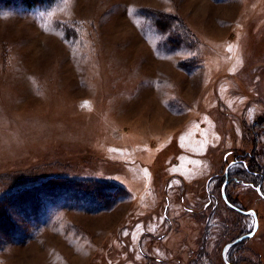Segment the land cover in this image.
<instances>
[{"label": "rangeland", "instance_id": "rangeland-1", "mask_svg": "<svg viewBox=\"0 0 264 264\" xmlns=\"http://www.w3.org/2000/svg\"><path fill=\"white\" fill-rule=\"evenodd\" d=\"M246 168L264 0L0 5V264H224L254 219L222 193L258 218L229 261L264 264Z\"/></svg>", "mask_w": 264, "mask_h": 264}, {"label": "flooded vegetation", "instance_id": "flooded-vegetation-1", "mask_svg": "<svg viewBox=\"0 0 264 264\" xmlns=\"http://www.w3.org/2000/svg\"><path fill=\"white\" fill-rule=\"evenodd\" d=\"M238 161H235L233 164H230L231 165V167L232 166H234V165H238V163H237ZM230 165H227L226 166V168L227 169H225V172L223 173V178H224V187H226V185H228L229 183H230V180L232 179L233 181H238L237 179H236V177L235 176H231L230 178H229V169L231 168L230 167ZM245 171L247 172V174H249V175H251L253 178L254 177H256V179H257V181H252V182H249V183H247V181L245 182L244 181V179H242V180H240L246 187H251V188H253L255 191H256V189L257 188H259L260 190H262L261 189V187H262V185H263V176L260 174V173H255L254 171H251V170H249L248 168H246L245 169ZM257 192V191H256ZM258 194H259V196L262 198V199H264V195H262L261 193V191L260 192H257ZM227 200V199H226ZM228 201V200H227ZM229 202V201H228ZM232 206H234L233 208L231 207V206H229V205H227L226 203V205L230 208V209H232L233 211H236L237 213H240L242 216H245V217H248V214H244L243 212H246V211H249V210H242V209H240V208H238L236 205H234L233 203H231V202H229ZM253 217V216H252ZM253 219H254V217H253ZM258 219V218H257ZM247 233H249V231L248 232H246V233H244V234H242V235H245V234H247ZM242 235H240V236H242ZM240 236H238V237H240ZM238 237H236V238H238ZM235 240V239H234ZM243 241H245V240H243ZM242 241V242H243ZM230 242H232V241H230ZM229 242V243H230ZM242 242H240V243H242ZM239 243V244H240ZM228 244V243H227ZM239 244H237V245H235V246H238ZM235 246H232V247H235ZM232 247H230V248H232ZM229 248V249H230ZM223 251V250H222ZM222 251H221V258H222V260H223V263L224 264H226L225 263V261H224V259H223V257H222ZM228 251V250H227ZM226 259V261L229 263V264H234V263H231L230 261H229V259H228V254H227V252H226V257H225Z\"/></svg>", "mask_w": 264, "mask_h": 264}, {"label": "water", "instance_id": "water-1", "mask_svg": "<svg viewBox=\"0 0 264 264\" xmlns=\"http://www.w3.org/2000/svg\"><path fill=\"white\" fill-rule=\"evenodd\" d=\"M226 169H227V168H226ZM223 186H224V185H223ZM222 197H223L224 202H225L227 205L231 206L232 208L234 207V206H232V205L226 200V198H225V196H224L223 193H222ZM243 213H244V214H248V213H254V214H255L253 217H254V222H255V233H256L257 228H258V219H257L256 213H255L254 211H252V210H249V211H246V212H243ZM255 233H254V234H255ZM253 236H254V235L249 236V233H247V234H245V235H242V236L236 238V239L233 240L232 242L226 244V245L224 246V248H223V251H222V257H223L225 263H226V264H229V263L225 260V259H226L225 257H226V252H227V250H228L230 247L239 244V243L242 242L243 240L250 239V238H252Z\"/></svg>", "mask_w": 264, "mask_h": 264}, {"label": "trees", "instance_id": "trees-1", "mask_svg": "<svg viewBox=\"0 0 264 264\" xmlns=\"http://www.w3.org/2000/svg\"><path fill=\"white\" fill-rule=\"evenodd\" d=\"M55 1L56 0H0V5H4L7 2L16 7L33 8L36 6H49Z\"/></svg>", "mask_w": 264, "mask_h": 264}, {"label": "snow or ice", "instance_id": "snow-or-ice-1", "mask_svg": "<svg viewBox=\"0 0 264 264\" xmlns=\"http://www.w3.org/2000/svg\"><path fill=\"white\" fill-rule=\"evenodd\" d=\"M230 167H231V165H230ZM256 191H257V192H260L261 190H260L259 188H257ZM261 194L264 195V193H261ZM254 215H255L254 213H248V216H249V217H252V216H254ZM254 233H255V222H254V221H251V223H250L249 236L254 235ZM124 234H125V235H129V233H127V232H125ZM139 258H140V257L137 256V259H139Z\"/></svg>", "mask_w": 264, "mask_h": 264}]
</instances>
